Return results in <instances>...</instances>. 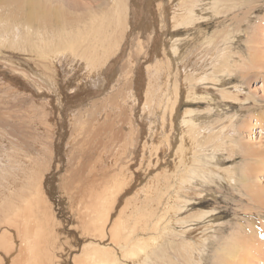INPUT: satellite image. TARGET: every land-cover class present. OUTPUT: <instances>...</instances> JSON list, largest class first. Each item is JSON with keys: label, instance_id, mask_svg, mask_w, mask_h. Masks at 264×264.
Instances as JSON below:
<instances>
[{"label": "bare ground", "instance_id": "1", "mask_svg": "<svg viewBox=\"0 0 264 264\" xmlns=\"http://www.w3.org/2000/svg\"><path fill=\"white\" fill-rule=\"evenodd\" d=\"M66 1L0 0V48L5 47L7 44L14 47L18 42L20 43L19 47H23L22 49L25 51L36 53L42 61V58L50 57L48 49L55 47V52L58 54L71 52L75 56L84 57L87 59L88 64L93 65L96 60H100L101 54L107 50L106 47L110 42L111 46L117 43L115 42L117 30L111 27L110 23L119 24V20H124L122 33L128 37L131 35L134 30V18H136V13L139 12L137 9L140 3L144 5L145 21L147 22L150 40L158 35L154 28V20H160L161 31L165 28L166 31L170 29V32L173 29L175 31L183 29L194 34L190 36L193 39H183L185 45H180L182 47L180 50L175 48L174 44L171 49L167 42L165 44V55H162L164 51L162 52V49L156 45V55L149 59L151 92L149 91L148 97L144 100L142 115L148 118L146 109L151 110V112L154 110L151 128L147 131L152 142L150 150L154 149L156 152L162 150L164 153L172 152L175 154V158L170 163L168 159V163L165 165L163 170L165 174L164 184L162 188L158 189L159 194H157L158 190L154 194L152 193L154 195L153 199L156 197L155 201L157 200V202L154 201L153 204L151 196H144L143 194L144 201L141 205L137 204L136 201L140 198L137 196L143 192H136L135 184L129 181L128 174L125 173L122 178H119L122 173L115 172L119 163L113 154L117 151L118 136L122 129L119 126L121 131L112 133V131L107 130L109 127L106 131L102 129L105 132H100L99 128V132H97L95 128L97 123L95 124V122L99 121V115L96 114V119L93 118L94 120L91 122L88 120L91 129L90 127L87 128L91 130L90 135L93 132L95 133H93L95 137L93 136V138L91 135L92 142L89 140L92 139L90 135L89 139L86 136V140L94 145L83 148H88L87 151L85 150L86 153H83L86 154L84 159L74 164H64L62 163L63 156L62 158L59 155L51 157L56 166L54 168L55 177L58 179L63 178L62 183H60V179L58 180V184L65 182L64 185H59V189L61 188L59 191L66 195V199H64L66 202L62 200V206L69 217L67 225L64 226V223L58 222V217L53 212L52 205L41 193L40 186L45 182L43 179L41 181L39 179V182H37L39 184L34 186L32 180L27 183H25L27 179L23 183L19 182V186L24 189L29 186V194L32 190H35V197H31L29 200L26 197L28 194H25V190H21L17 201L10 202L5 209V211L7 210L4 211L5 218L3 214L0 215L4 218V220L3 218L0 219L2 220L0 221V264H205L204 254H207L210 244L206 241L208 238L202 237L198 243H194L185 239L187 237L186 231L193 224H203L209 220V222H212L214 215H212V211L203 209L197 210L195 213L192 211L191 214H194L189 216V222L191 223L189 224L183 217L191 210L187 205L190 200H187L183 195L187 193L185 191L190 189H195V195L201 186H209V183L214 181L215 178L211 177V173L208 174L207 167L201 164L202 161H199L195 168L189 166L190 159L185 158L188 155L192 157V152L189 149L197 148L205 151V144L203 141L192 139V137L186 141L183 133L182 136L178 135L174 119L177 120L183 100L181 97L187 96V101L191 102L208 101L210 108L211 106L215 107V105L221 107L217 104L218 102H221V104L222 102L226 103L229 108L236 107L238 103L242 104L243 102V99H241L244 92L243 81L245 79L248 81L254 75H257L256 73L259 71L264 77V14L261 16L263 18L261 21L258 20L259 15L256 16V21L254 19L257 13L262 12V6L260 7L262 0H88L86 3L82 0H69L71 4L69 7L72 9L64 7L63 2ZM44 6H47V8H44ZM54 6L57 10L59 9V12L54 16L55 19L52 14L51 19L46 15V17L43 16V19H45L42 20L40 11L50 12ZM154 6H156L157 11H154ZM240 10L243 12L242 16L238 13ZM58 13L63 14L59 15ZM154 13L157 16L153 18ZM230 16H232V21L235 20V22L231 27L227 25V29L230 28V30L219 34L218 38L222 37V40L217 44L216 39L207 40V46L195 51L197 47L196 36L201 32L202 23L213 18H217V21L221 23H226V18ZM249 29L254 31L252 35L247 36L249 47L248 51L245 52L239 47V42L242 41V32L246 30L248 32L246 34L249 35ZM163 38L159 37V39L165 41ZM122 43H120V46H122ZM168 49H171V51L168 52ZM196 52L200 53L203 61L199 68L196 67V64L193 68L188 61L191 54L196 56ZM1 53L3 52L0 49ZM12 58L15 59V57ZM114 63H116L115 60ZM103 69L99 75H101V80L104 81ZM111 76L116 80L117 73L113 72ZM234 78L236 83H234ZM154 84L157 85L156 89L151 87ZM157 95L160 96L158 101L154 99ZM128 96L126 98L129 99V105L134 108L138 103L136 102L137 97L134 93L128 94ZM87 100L89 99L87 98ZM112 101L106 100L104 107L98 110L103 114L105 113L106 119L114 114L111 111L119 110L117 104L121 105L119 99L116 101L117 103ZM92 105L97 108L98 105L102 104ZM93 106H90L92 110ZM126 106L128 107V103ZM210 108L207 112L215 111ZM187 109L183 122L188 124L186 127L192 129L197 123L202 122L199 119L201 114L189 110V108ZM133 110L129 111L134 113ZM94 111L96 110L94 109ZM94 111L92 115L97 112L94 113ZM87 113L90 112L87 111ZM255 118L260 121L261 127L264 128V116L258 114V117ZM130 122L133 124L129 127L131 130L130 138L133 143L136 128L134 126L136 124L134 121ZM119 123H122L121 120ZM230 124L217 125L212 129V132H218L220 135L229 134L232 129L236 133L235 128L237 127L234 128L236 125L234 118L230 119ZM247 126L251 127L248 121H246L244 128ZM115 127H118V125ZM166 130L169 134L164 135L163 132ZM156 131H161L160 134L164 137L160 141L161 145L155 144L153 146ZM87 132L89 133V131ZM83 133L84 131H82ZM199 133L204 134V131L200 130ZM236 136L235 134L234 137ZM96 137L99 138L96 139ZM107 138L108 145L104 142ZM95 140H97L96 143ZM186 145H188V148ZM109 147L113 151H110ZM239 155L242 157L241 159L254 160L263 167L261 169L254 163L252 168L247 166L242 171L243 183L246 185L250 196L251 206H249V209L259 208L260 213H263L264 191L255 190L256 181L254 179L259 172L264 171V149L248 148L242 150L237 148V151L229 152V156H227L235 162ZM151 156L149 155V157ZM204 157L206 156L203 155ZM214 161H216L215 166L226 172L230 185H233V182H235L233 186H236V182L243 184L241 178H237V175L235 177V174H237L235 166L231 168L222 166V164H227L224 159L216 160L212 157L209 160L210 163ZM169 164L172 165L170 169ZM59 167L64 170L67 167L68 172L66 170L63 172ZM247 169H249L250 174ZM65 172H67V177H62ZM218 177L220 176L218 175ZM25 184H28V186ZM196 195H198V198L204 194L198 192ZM125 207L130 210L126 214L127 217H124V219L123 217L119 218L118 214L122 213ZM143 210H145V216L142 214ZM1 211L3 212V210ZM182 215L183 217L180 218ZM126 219L131 221L129 227L123 225ZM174 223H180L184 226L182 228L184 232L181 235L173 230ZM69 231L72 232L71 236ZM65 241L68 242L69 246L65 244ZM60 245L65 246L60 248L62 253L57 260L55 250ZM217 254L219 259L216 264H264V221L252 217L249 223L238 224L237 228H234L230 235L218 244Z\"/></svg>", "mask_w": 264, "mask_h": 264}, {"label": "rangeland", "instance_id": "2", "mask_svg": "<svg viewBox=\"0 0 264 264\" xmlns=\"http://www.w3.org/2000/svg\"><path fill=\"white\" fill-rule=\"evenodd\" d=\"M67 1L63 2L65 4L64 7L70 9V1ZM87 1L88 0H82V2L84 3H86ZM140 4L137 9V11L139 12L136 13V18H134V30L131 32V35L129 37L124 36L122 33V29L124 28L123 24L125 22L124 20H119V24H109L111 27L116 28L117 30V39L115 41L117 43L111 46L110 42L106 47L107 50L103 51V53L101 54V58L103 59L100 58V60H96L93 65L88 64L87 59H85L84 57L80 55L75 56L71 52L62 55L58 54L55 52V47L48 49L50 51V57L46 59L42 58V61L36 53L25 51L22 49L23 47H19L20 43L18 42L14 47H10L7 44L5 47L0 48L3 52L0 54V215L3 214L4 216L5 212L7 211H5V209L9 206L8 204L10 202L14 203L15 201H17L18 197H20L21 190H25V194H28L26 196L28 199H31V197H35V190H32L31 194H29L30 191L28 188V184H25L28 187H25L24 189L22 186H19V182L23 183V181L27 179L25 180V183H27L29 181L31 182L32 180L34 186L39 184L37 183L39 182V179L40 181L43 179L45 182H43L42 186H40L41 193H43L46 199L49 200L50 205H52L53 212H55L58 217V222L64 223V226L67 225L69 217L64 207L62 206V200L64 201V199H66V195L59 191L61 189H59V185H64L65 182L63 184H58V180L60 179V183H62L63 178L58 179L57 177H55L54 168L56 166L51 157H53L54 155H59L60 158H62L63 156L64 159L62 158V163L64 164H74L81 159H84L86 154L83 153H86L87 149L89 148L88 146L94 145L92 144V142L93 138L95 137V133H91L92 137L94 136L92 138L90 135V122L96 119V114L99 115V121L95 122V124L97 123L95 125L97 132H99V128L101 132L104 129L106 131V129L109 127L107 130L112 131V133L120 132L122 129V131L120 132L121 135L119 134L118 136L119 144L116 146L117 151L113 154V156H115L119 163L118 168L115 172L122 173V176H120L119 178H122L125 173L128 174L130 178L129 181H132L131 183L135 184L136 192H143L139 196H137L138 198L140 197L136 201L137 204L141 205L144 201L143 197L146 195L151 196L152 203L154 204L156 197H154L153 199L154 195H152V193L154 194L159 188H162L165 175L163 170L165 169L166 163L174 161L175 154H173L172 152L164 153V151L162 150H160L161 152H156L154 149L150 150L152 148V142L151 137L147 133V131L151 128V119L154 110H152L153 112H151V110L146 109V116L148 118L143 117L142 115L143 104L145 103L144 100L148 97L149 91L151 92L149 85L151 81L149 80V59H151L152 56L156 55V45H158L162 49V52L164 51L162 55H165V44L167 42L168 46L171 49L174 44L175 48H178V50H180L182 49L180 45H185L183 44V39H193L190 36L194 34H191V31H185L183 29H179L176 31L175 29H173L174 31L171 30L170 32V29H168L169 31H166L165 28L161 31L160 20H154V28L158 33V38L154 37L150 40V35L148 33L146 25L147 22L145 21V11L143 7L144 5H142V3ZM164 4L168 6L166 2H164ZM47 6H44V8H47ZM261 6L262 12L259 14L257 13L254 16L255 21L256 16L258 15L260 17L258 18L259 21L263 19L261 16L264 14V0H262L260 4V7ZM104 7L106 6L104 5ZM155 8L156 6H154V11H157V9ZM242 11L240 10L238 12L240 16H242L243 14ZM40 12L42 15L41 18L42 20H44L45 18L43 19V16L46 17V15L50 18V16H52L53 14L54 18L57 12H59V9L57 10L54 6L52 10H50V12ZM58 14L61 15L63 13ZM156 16L157 15L154 13L153 18ZM217 20V18H213L208 22L202 23L203 26L201 32H199V35L196 36L197 47L195 48V51L196 49L207 46V40L216 39L215 41L217 44L222 40V37H220V39L218 38L219 34H223L224 32H226V30H230V28L227 29V25L231 27L235 22V20L232 21V16L226 18V23H221ZM230 20L232 21V23ZM250 30L251 29H249V35L246 34L248 33L246 32V30L242 32V41L239 42V47L245 52L248 51L249 47L248 37L252 35L254 31ZM48 36L50 37V35ZM164 36L167 37L166 39L168 41ZM159 37H164L163 39L165 41H162V39H159ZM123 40L124 42L122 43ZM120 43H122V46H120ZM171 49H168L167 51L169 52L171 51ZM172 53L174 54V52ZM195 54L196 56L191 54V58L189 57L190 60L188 61L193 68H195L194 64H196V67L199 68L203 61L201 60V55L199 52H196ZM34 56H36V59L34 58ZM12 57H15V59H13ZM11 58L13 61L11 60ZM163 58H165V56H163ZM114 60L116 63H114ZM49 61H52V63H50ZM46 64L47 66L50 64L51 65L47 68ZM42 66L44 67L42 68ZM102 68H104V81L101 80V75H99V73L102 71ZM113 72L117 73L116 80L111 76ZM256 74L257 75H254L248 81H246V79L243 81L244 92L241 98L243 99L242 104L238 103L236 107L234 106L229 108L226 103L222 102L221 104V102H218L217 104L221 105V107H217L215 105V107L211 106L210 108V105L207 103L208 101L191 102L187 101V96H185L181 97L183 98V100L179 113L177 115V120L174 119L178 135L182 136L183 133L185 135L186 141L190 140L192 137V139L203 141L205 144V151L197 148L189 149L192 152V157L191 155L185 157L190 159L189 166L195 168V165H197L199 161H202L201 164L207 167L208 174L211 173V177L215 178L214 181L209 183L210 188L206 185V187L201 186L195 193V195V189L185 191L187 192V195L185 194L183 195V197H185L187 200H190L187 205L191 210L188 211L189 213H187L186 216H180V218L183 217V219H186L188 223L191 224L189 222V216H192L197 210L203 209L212 211L211 213H213L212 215H214L212 222H209V220L207 222H204L203 224H193L192 226H189L186 231L187 237L185 236L186 240L193 241L194 243H198L202 237L208 238L206 241H208L210 244L207 254H204L205 264H216V261L219 259V255L217 254L218 244L222 242L223 239L228 237L231 231L234 228H237L238 224H247L252 217L256 220L260 218L262 221H264V212L260 213L259 208L249 209V206H251L250 196L247 192L246 185L243 183L242 171L247 166H250V168H252L253 164H257V162H255L254 160L252 161L241 159L242 157L240 155L237 157L235 162H233V159L228 158L229 152L237 151V148L242 150L248 148H254L258 150L264 149V128L261 127L260 121H257L255 118L258 117V114L259 116H264V77L261 74V71L257 72ZM233 80L234 83H236V79L234 78ZM151 87L154 89L155 87H157V85L155 86L154 84L151 85ZM133 93L137 97L136 102H138L136 103L134 108L129 105V99L126 98L128 94L130 95ZM158 96L159 95H157V97H154L155 100L157 99L156 101H158V99L160 98V96ZM87 98L90 101L87 100ZM247 98L250 100H248ZM103 99L105 101L113 100L112 102H116L119 99V103L121 104L120 106L117 104L119 110L116 109L114 111H111L114 114H111V117H109L108 119H106L105 113L103 114L101 113V111H98L101 107H104L105 101ZM126 102L128 103L129 108L126 106ZM91 103L94 105L102 104L103 106L98 105L97 108H95ZM90 106H93V110ZM187 108L201 114V118L199 119H201L202 122L197 123V125L192 129L186 127V125L188 124H184L183 122V120H185V112L188 110ZM209 108H213V110L215 111L209 113L207 112ZM94 109L97 112L94 111ZM126 109H129L130 111L134 109V113L128 110L130 112L129 113ZM87 111H89L91 114L87 113ZM93 111L94 113L96 112L95 115H92ZM116 113H118L119 115L117 114V116L113 118ZM234 113L236 114L234 115ZM232 118H234L235 124L237 125L236 126L234 124V128L237 127L235 128L236 133H234L232 129L229 134L220 135L218 134V132H212V129L217 125H231L230 119ZM120 120L122 123H119ZM130 121H134L136 124V126H134L136 128L134 131L133 143L130 138L131 130L129 128L133 124ZM246 121H248L251 127L247 126L244 128V126L246 125ZM113 123L118 125V127H115L116 125ZM82 124L84 125L82 126ZM119 126L121 127V129L119 128ZM87 127H90V129ZM208 127L209 129L207 130ZM241 127L243 128L240 129ZM200 130L204 131V134H200ZM82 131H84L83 134ZM86 131H89V133H86ZM160 132L161 131H156V133L154 134L155 137L153 146H155V144L161 145L160 141L163 139L164 135L169 134V132H167L166 130L163 132L164 135L161 136ZM235 134L237 135L236 137H234ZM89 135L92 139H89ZM86 136L92 142L86 140ZM98 138L99 137H96V139ZM96 141L97 140H95V143ZM107 141L108 138L105 139L104 142L107 143ZM83 142L85 143V146ZM86 146L88 148L83 149L86 148ZM186 147L188 148V145H186ZM108 149H110V151H113L111 147H109ZM101 151L104 152L103 149H101ZM149 155L152 156L149 157ZM203 155L207 157V161L206 157L203 158ZM212 157H214L216 160H226L227 164H222V166L224 167L231 168L232 166H235L234 168L237 171L235 177L237 175V178H241V183L243 184L236 182V186H233L235 183L233 182V185H230V182L228 183L227 180L228 178L226 172L214 165L216 164V161H214L213 163L209 162ZM168 166L169 169L172 168V165L169 164ZM257 166L261 169L263 168L259 163L257 164ZM60 169L63 172L65 170L68 172L67 167H65V170L62 168ZM247 170L250 174L249 169ZM67 172H65L62 177H67ZM217 173L220 177H218ZM254 180L256 181L255 190L264 191V171L259 172ZM56 188L58 189V191ZM198 192H203L204 195L197 198L198 195L196 194H198ZM143 194L144 196H142ZM157 194H159V190ZM214 195L217 196L215 197ZM155 202H157V200ZM1 210H3V212ZM129 211L130 210L128 209V207H125L124 211L122 212L123 214L119 213L118 217H123L124 219V217H127L126 214H128ZM192 211L194 212L193 214H191ZM142 214L145 216V210L142 211ZM3 216H0V219H2ZM130 223L131 221L129 219H126L124 220L123 225L129 227ZM173 227V230L177 234L180 233L181 235L184 232L182 230L184 226L180 223H174ZM69 234L71 236L72 232L69 231ZM65 244L67 245L68 242L65 241ZM64 246L60 245L59 247H57L58 249L55 250V256L57 257V260L62 253L60 248H63ZM67 246H69V244Z\"/></svg>", "mask_w": 264, "mask_h": 264}]
</instances>
